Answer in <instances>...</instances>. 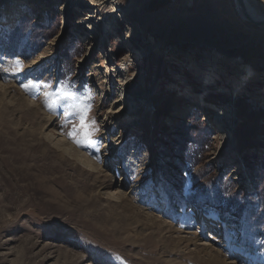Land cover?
I'll list each match as a JSON object with an SVG mask.
<instances>
[{"label": "rangeland", "instance_id": "rangeland-1", "mask_svg": "<svg viewBox=\"0 0 264 264\" xmlns=\"http://www.w3.org/2000/svg\"><path fill=\"white\" fill-rule=\"evenodd\" d=\"M21 11L0 22V264H264V25L231 0ZM245 67L257 80L232 95ZM60 85L80 99L50 110ZM70 104L95 146L69 137Z\"/></svg>", "mask_w": 264, "mask_h": 264}, {"label": "bare ground", "instance_id": "bare-ground-1", "mask_svg": "<svg viewBox=\"0 0 264 264\" xmlns=\"http://www.w3.org/2000/svg\"><path fill=\"white\" fill-rule=\"evenodd\" d=\"M231 1H232L233 11L235 12V14L237 16L241 17L242 21L247 20L249 23L256 25V26L258 24H259L258 26L264 25V12H261L258 9L257 4H256L257 2H255L253 0H240L241 2H238L237 0H231ZM22 2H23V0H3V2L1 3V6H0V22L6 23L10 26L13 25L15 23V21L20 18V14H22V11H21ZM89 18L91 19L90 16H89ZM98 24H99L98 27H100V28L102 27V29H103V25H104L103 20H99ZM240 70L241 71L237 72V75L238 76L242 75V76L238 82V85L234 86L235 91L231 93L232 95H234L235 93L237 94L238 92L242 91L245 86H248L249 84H251L250 83L251 81L257 80V79L253 78L254 75L250 69L245 67V68H242ZM233 74L236 75V73H233ZM252 78L254 80H252ZM229 85L233 87V85H231V84H228V87H229ZM251 98L253 99V97H251ZM202 100H203V98H202ZM200 104H198V105H200ZM215 110L216 109H214V111H213L214 114H211L210 112H209V114H211V117H213L212 119L216 120V125H218L216 128L219 130V132L220 131L223 132L221 130L223 128H221L220 126H222V123L224 122V119H225L224 116H226V115L225 114L222 115L220 113L217 114ZM119 118L121 119L120 115L118 116V119ZM131 130H132V132H134L133 129H131ZM223 130H225V128ZM222 136H223V134H222ZM46 140L50 141L49 138H47ZM220 140H227V142H224V144H227V145L222 148V151H220L222 153L221 156H223V154L227 155L231 150H233L232 148H230V146H228V145H230V138L229 137L225 138L223 136V137H220ZM53 147H54V149H56L57 151L61 152L64 155H70V152L67 149L69 147L66 146V144H63V143L62 144H54ZM74 157L76 158V155ZM163 204L165 207L167 206V203L165 200H163Z\"/></svg>", "mask_w": 264, "mask_h": 264}, {"label": "snow or ice", "instance_id": "snow-or-ice-1", "mask_svg": "<svg viewBox=\"0 0 264 264\" xmlns=\"http://www.w3.org/2000/svg\"><path fill=\"white\" fill-rule=\"evenodd\" d=\"M17 64H19V62H17ZM21 87L24 88L25 91H32L33 89H38L39 87H41V85L29 81L28 83L21 84ZM45 95V104L50 108V110L52 109L51 105L48 103L49 99L55 98V101L60 103L61 107H65L62 101H76L80 99L76 94L66 91L65 86L63 85L58 86L54 92H48L45 93ZM66 110L68 111V116L79 115L80 125L83 129H85L83 136L80 139H77V137L80 136V132L76 128H73L72 131L68 133L69 137L72 138L74 142L80 147L95 146L96 141L91 139L92 130L90 128V125L86 123L88 106L81 104H70L66 106ZM61 127H63V125H61Z\"/></svg>", "mask_w": 264, "mask_h": 264}, {"label": "trees", "instance_id": "trees-1", "mask_svg": "<svg viewBox=\"0 0 264 264\" xmlns=\"http://www.w3.org/2000/svg\"><path fill=\"white\" fill-rule=\"evenodd\" d=\"M155 4L153 3V4H151V8H155V6H154ZM163 110H160L159 111V113H161ZM240 146L242 147V148H244L245 147V145H242V144H240ZM253 167V164H251V163H246V168L249 170V171H253L252 168ZM252 174H253V172H252ZM262 203V205L263 206H261V208L262 209H264V202H261ZM263 212H264V210H263ZM261 214H264V213H261ZM264 231V230H263Z\"/></svg>", "mask_w": 264, "mask_h": 264}, {"label": "water", "instance_id": "water-1", "mask_svg": "<svg viewBox=\"0 0 264 264\" xmlns=\"http://www.w3.org/2000/svg\"><path fill=\"white\" fill-rule=\"evenodd\" d=\"M237 1H238V2H241L240 0H237ZM258 25H259V24H258ZM258 25H257V26H258Z\"/></svg>", "mask_w": 264, "mask_h": 264}]
</instances>
